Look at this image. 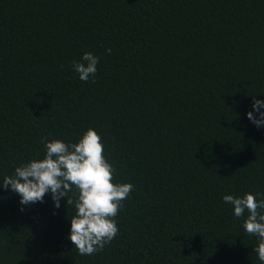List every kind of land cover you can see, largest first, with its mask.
<instances>
[{"label":"trees","instance_id":"1","mask_svg":"<svg viewBox=\"0 0 264 264\" xmlns=\"http://www.w3.org/2000/svg\"><path fill=\"white\" fill-rule=\"evenodd\" d=\"M111 49L109 53L106 49ZM100 57L95 82L73 70ZM264 0H0V182L42 138L102 137L133 191L119 232L80 255L75 204L0 188V264H260L223 196L264 194ZM75 201L78 192L68 193Z\"/></svg>","mask_w":264,"mask_h":264},{"label":"clouds","instance_id":"2","mask_svg":"<svg viewBox=\"0 0 264 264\" xmlns=\"http://www.w3.org/2000/svg\"><path fill=\"white\" fill-rule=\"evenodd\" d=\"M106 51L110 53L111 49ZM99 63V56L85 52L79 61H73L72 67L81 81L95 82ZM247 117L257 128L264 127V100L254 99ZM41 142L46 149L43 158H34L16 167L12 176L0 182V188L10 189L20 197L21 211L25 206L43 202L46 194L51 195L57 209L66 198L67 204L74 203L76 208L68 239L82 256L101 251L118 234L115 217L134 185L113 182L116 170L104 155L102 137L92 127L75 143L47 137ZM73 187L78 192L75 201L68 198ZM223 201L232 206L236 218L247 212L243 229L257 237L253 251L260 264H264V194H228L223 196Z\"/></svg>","mask_w":264,"mask_h":264}]
</instances>
